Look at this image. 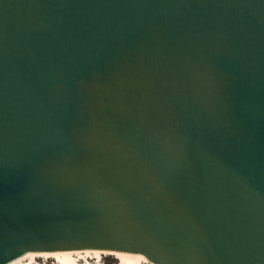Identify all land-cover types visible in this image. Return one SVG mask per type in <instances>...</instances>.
<instances>
[{
	"label": "water",
	"instance_id": "obj_1",
	"mask_svg": "<svg viewBox=\"0 0 264 264\" xmlns=\"http://www.w3.org/2000/svg\"><path fill=\"white\" fill-rule=\"evenodd\" d=\"M66 250L264 264V0H0V264Z\"/></svg>",
	"mask_w": 264,
	"mask_h": 264
},
{
	"label": "bare ground",
	"instance_id": "obj_2",
	"mask_svg": "<svg viewBox=\"0 0 264 264\" xmlns=\"http://www.w3.org/2000/svg\"><path fill=\"white\" fill-rule=\"evenodd\" d=\"M103 255L115 256L119 264H143L147 261L142 254L138 253L106 250H66L52 253L27 252L7 264H39L38 258L40 257L45 260L53 258L58 264H80L81 260H85L89 264L90 258L101 259ZM147 263L152 264L149 261Z\"/></svg>",
	"mask_w": 264,
	"mask_h": 264
},
{
	"label": "rangeland",
	"instance_id": "obj_3",
	"mask_svg": "<svg viewBox=\"0 0 264 264\" xmlns=\"http://www.w3.org/2000/svg\"><path fill=\"white\" fill-rule=\"evenodd\" d=\"M105 256L106 255H103L101 257V259L90 258L89 264H103V262L105 260ZM38 262H39V264H44V263H47V264H58V263L55 262V260L53 258L45 260L44 258L40 257V258H38ZM80 264H87V263H86L85 260H81Z\"/></svg>",
	"mask_w": 264,
	"mask_h": 264
},
{
	"label": "trees",
	"instance_id": "obj_4",
	"mask_svg": "<svg viewBox=\"0 0 264 264\" xmlns=\"http://www.w3.org/2000/svg\"><path fill=\"white\" fill-rule=\"evenodd\" d=\"M103 264H119L118 259L113 255H106ZM145 264V263H143ZM148 264V263H147Z\"/></svg>",
	"mask_w": 264,
	"mask_h": 264
},
{
	"label": "snow or ice",
	"instance_id": "obj_5",
	"mask_svg": "<svg viewBox=\"0 0 264 264\" xmlns=\"http://www.w3.org/2000/svg\"><path fill=\"white\" fill-rule=\"evenodd\" d=\"M145 264H147V261H145Z\"/></svg>",
	"mask_w": 264,
	"mask_h": 264
}]
</instances>
